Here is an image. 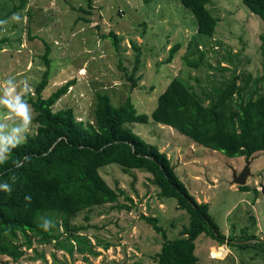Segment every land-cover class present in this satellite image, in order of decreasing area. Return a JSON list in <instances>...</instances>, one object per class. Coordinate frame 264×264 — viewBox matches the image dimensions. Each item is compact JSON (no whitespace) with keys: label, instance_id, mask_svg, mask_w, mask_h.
<instances>
[{"label":"rangeland","instance_id":"obj_1","mask_svg":"<svg viewBox=\"0 0 264 264\" xmlns=\"http://www.w3.org/2000/svg\"><path fill=\"white\" fill-rule=\"evenodd\" d=\"M20 4L21 0H2V15ZM87 4V0H28L3 24L2 36L9 40L0 49V99H7L5 92L13 87L23 100L25 81L35 94L47 68L48 49L50 81L43 95L47 97L75 79L76 84L55 109L73 107L77 119L83 121L94 120L98 92L108 93L116 106L130 98L138 112L150 114L173 78L182 79L201 94H213V87L234 73H264L260 50L264 21L244 0H212L207 5L218 18L213 36L198 32L194 14L180 0H95L91 14L80 9ZM14 15L20 19L14 20ZM110 32L117 34V45L106 36ZM176 44L181 47L168 63L169 50ZM138 56L139 81L133 86L128 75ZM32 110L31 133L36 130ZM128 125L167 154L190 193L209 204L220 231L234 238L225 241L230 248L226 256L224 243L201 234L196 240L198 264H264L262 247H242L235 242L257 240L264 233V151L250 159L228 157L153 120ZM14 127H23L22 121L0 105V134L7 136ZM248 160H252L247 182L251 188L241 190L234 182V170L240 173ZM100 172L112 187L125 193L119 202L97 206L73 221L88 227L85 234L98 243L99 255L76 250L70 254L58 249L55 241H35L20 260L0 255V264H158L153 256L164 238L143 215L158 218L167 236L175 238L189 224L188 212L178 207L176 198L160 197L148 172L133 169L126 173L116 163L102 166ZM105 244H110L109 248H104Z\"/></svg>","mask_w":264,"mask_h":264},{"label":"trees","instance_id":"obj_2","mask_svg":"<svg viewBox=\"0 0 264 264\" xmlns=\"http://www.w3.org/2000/svg\"><path fill=\"white\" fill-rule=\"evenodd\" d=\"M27 1L21 0L19 6L2 15L0 0V49L9 40L2 36L3 24ZM87 1V8L80 9L91 14L95 0ZM180 1L194 14L198 32L213 36L218 18L207 7L212 0ZM244 3L264 21V0H244ZM106 36L113 38L117 45L115 32ZM180 47L176 44L169 50L168 63ZM260 50L264 57V34ZM48 55L49 49L45 54L47 68L35 94L29 92L23 97L35 111L36 130L26 134V142L11 149L9 159L0 164V184L9 183L12 187L10 193L0 190V255L18 261L35 241L42 244L55 241L58 249L70 254L76 250L83 255H99L98 243L85 234L88 227L73 221L97 206L119 202L124 190L112 187L100 172L102 166L112 163L122 166L126 173L133 169L150 173L152 183L160 189L159 196L176 198L178 207L189 214V224L175 238L167 236L158 218L143 215L164 238L160 251L153 256L158 264H198L196 240L203 233L222 243L232 242L234 238L223 234L210 215L209 204L197 201L190 193L167 154L135 133L128 124L153 120L228 157L249 159L264 151V73L259 76L234 73L215 85L213 94H201L182 79L173 78L150 114L138 112L130 98L116 106L108 93L98 92L94 120L83 121L77 119L73 107L55 109L56 103L76 84L75 79L57 87L47 97L43 95L50 81ZM139 62L138 56L128 75L133 86L139 81L136 77ZM188 63L198 66V63ZM14 160H20L23 166L16 167ZM239 187L251 188L248 184ZM45 219L52 222L48 230L40 227ZM251 239L254 238L243 241ZM254 245L264 250V242L260 240L241 244L242 247ZM109 246L105 244L104 248Z\"/></svg>","mask_w":264,"mask_h":264},{"label":"clouds","instance_id":"obj_3","mask_svg":"<svg viewBox=\"0 0 264 264\" xmlns=\"http://www.w3.org/2000/svg\"><path fill=\"white\" fill-rule=\"evenodd\" d=\"M13 19L18 21L20 17L19 15H14ZM24 83L27 85V90L24 91L23 95H27L31 91V86L27 81ZM5 95L8 98L0 99V105H4L10 113H15V115L22 121L23 127H14L11 133L7 136L0 134V164H3L9 159L12 151L11 149L26 142L27 135L31 133V125L33 121V110L31 105H29L25 99L21 100L19 94H14L13 87L7 88ZM24 133H27V135H24ZM25 159H27V157ZM13 164L16 167L23 166V163L20 160H14ZM12 180L15 181L16 177L13 176ZM0 190L10 193L12 187L9 183H2L0 184ZM25 199L30 201L31 197H25ZM51 226L52 222L47 219H45L40 225L44 230H48Z\"/></svg>","mask_w":264,"mask_h":264},{"label":"water","instance_id":"obj_4","mask_svg":"<svg viewBox=\"0 0 264 264\" xmlns=\"http://www.w3.org/2000/svg\"><path fill=\"white\" fill-rule=\"evenodd\" d=\"M251 162H252V160H248L247 165L244 167V169L240 173H237V171L234 170V182L236 184H238V185H246L247 184L248 178L252 174V172H251ZM262 192L264 193V185L262 186ZM201 197H202V199L204 198L203 196H201ZM253 241L254 240H252L250 242H253ZM235 242L238 243V244L246 243L244 241H235Z\"/></svg>","mask_w":264,"mask_h":264},{"label":"crops","instance_id":"obj_5","mask_svg":"<svg viewBox=\"0 0 264 264\" xmlns=\"http://www.w3.org/2000/svg\"><path fill=\"white\" fill-rule=\"evenodd\" d=\"M257 200H258V199H257ZM257 200H256V201H257ZM255 220H256V219H255ZM258 224H259L260 229H262L263 227L261 226L260 222H258ZM261 231H262V230H261ZM263 232H264V231H263ZM225 234H226L227 237H230V235H228V233H225ZM256 234H257V233H256ZM262 239L264 240V233H263V236H259V239H257V240L263 241ZM253 240H254V239H253ZM257 240H256V241H257ZM242 241H243V240H242ZM254 241H255V240H254ZM263 242H264V241H263ZM211 245H212V244H211ZM211 245H210V246H211ZM223 245H224V249H226V256H228V254L230 253V248H229L225 243H224ZM225 246H226V247H225ZM263 251H264V250H263ZM226 256H225V257H226Z\"/></svg>","mask_w":264,"mask_h":264}]
</instances>
